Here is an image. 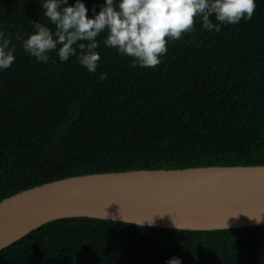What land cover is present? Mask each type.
<instances>
[{"label":"trees","instance_id":"trees-1","mask_svg":"<svg viewBox=\"0 0 264 264\" xmlns=\"http://www.w3.org/2000/svg\"><path fill=\"white\" fill-rule=\"evenodd\" d=\"M40 2L0 0V30L15 46L0 69V202L92 174L264 166V0L218 32L194 18L155 66L133 65L101 32L94 72L75 55L61 62L51 51L45 63L24 51L16 37L34 31L33 21L54 27ZM84 2L98 11L102 0ZM172 256L264 264V225L190 231L65 218L1 250L0 264H164Z\"/></svg>","mask_w":264,"mask_h":264},{"label":"water","instance_id":"water-1","mask_svg":"<svg viewBox=\"0 0 264 264\" xmlns=\"http://www.w3.org/2000/svg\"><path fill=\"white\" fill-rule=\"evenodd\" d=\"M76 217L190 231L261 226L264 166L92 174L36 186L0 202V251L45 223Z\"/></svg>","mask_w":264,"mask_h":264},{"label":"clouds","instance_id":"clouds-1","mask_svg":"<svg viewBox=\"0 0 264 264\" xmlns=\"http://www.w3.org/2000/svg\"><path fill=\"white\" fill-rule=\"evenodd\" d=\"M39 4L54 27L33 21L34 31L16 37L24 51L45 63L51 51L61 62L75 55L89 72L96 70L100 59L96 49L101 41L96 37L101 32L105 33L102 43L132 57L133 65L155 66L167 51V41L194 30V18L200 20L201 28L218 32L221 24L249 19L256 7L255 0H102L98 11L95 6L86 7L84 0H41ZM88 12L92 14L86 15ZM14 47L0 30V69L8 68L15 59ZM104 75L101 72L99 78ZM261 219L255 217L256 222ZM147 220L151 223V218ZM164 264L182 261L172 256Z\"/></svg>","mask_w":264,"mask_h":264}]
</instances>
